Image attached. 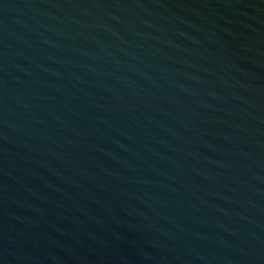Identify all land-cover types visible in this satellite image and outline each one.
Wrapping results in <instances>:
<instances>
[{
    "label": "water",
    "instance_id": "1",
    "mask_svg": "<svg viewBox=\"0 0 264 264\" xmlns=\"http://www.w3.org/2000/svg\"><path fill=\"white\" fill-rule=\"evenodd\" d=\"M0 264H264V0H0Z\"/></svg>",
    "mask_w": 264,
    "mask_h": 264
}]
</instances>
